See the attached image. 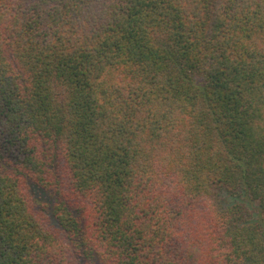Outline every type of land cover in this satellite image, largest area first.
<instances>
[{
	"label": "trees",
	"instance_id": "16d2710c",
	"mask_svg": "<svg viewBox=\"0 0 264 264\" xmlns=\"http://www.w3.org/2000/svg\"><path fill=\"white\" fill-rule=\"evenodd\" d=\"M0 264H264V0H0Z\"/></svg>",
	"mask_w": 264,
	"mask_h": 264
},
{
	"label": "rangeland",
	"instance_id": "374dc122",
	"mask_svg": "<svg viewBox=\"0 0 264 264\" xmlns=\"http://www.w3.org/2000/svg\"><path fill=\"white\" fill-rule=\"evenodd\" d=\"M230 201H235V199L232 197V198H230Z\"/></svg>",
	"mask_w": 264,
	"mask_h": 264
}]
</instances>
